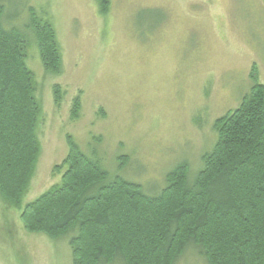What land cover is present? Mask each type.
Instances as JSON below:
<instances>
[{
	"label": "rangeland",
	"instance_id": "obj_1",
	"mask_svg": "<svg viewBox=\"0 0 264 264\" xmlns=\"http://www.w3.org/2000/svg\"><path fill=\"white\" fill-rule=\"evenodd\" d=\"M30 7L56 30L59 72L46 69L24 29ZM18 13L7 26L28 35L41 109L40 151L22 207L62 180L66 168L56 166L70 138L110 179L148 193L164 188L181 162L195 177L217 141L216 120L240 105L254 72L264 84V0H108L106 12L100 0H16L10 15ZM73 235L29 232L21 209L0 193V264H73ZM175 264L209 263L189 250Z\"/></svg>",
	"mask_w": 264,
	"mask_h": 264
},
{
	"label": "trees",
	"instance_id": "obj_2",
	"mask_svg": "<svg viewBox=\"0 0 264 264\" xmlns=\"http://www.w3.org/2000/svg\"><path fill=\"white\" fill-rule=\"evenodd\" d=\"M15 1L0 0V193L21 209L26 230L55 239L74 233L73 264H175L189 250L209 264H264V84L255 72L240 105L216 120L217 141L195 177L181 162L164 188L148 193L121 176L110 179L70 138L56 166L66 168L62 180L22 207L40 151L41 110L26 31L47 70H61L62 52L53 24L32 7L26 31L7 26L25 6L11 16ZM100 1L106 12L108 0ZM80 108L79 98L75 117Z\"/></svg>",
	"mask_w": 264,
	"mask_h": 264
}]
</instances>
